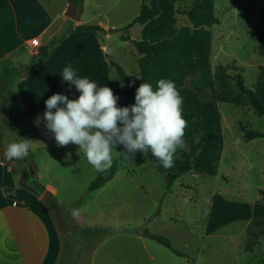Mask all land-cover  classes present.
Segmentation results:
<instances>
[{
  "label": "rangeland",
  "instance_id": "rangeland-1",
  "mask_svg": "<svg viewBox=\"0 0 264 264\" xmlns=\"http://www.w3.org/2000/svg\"><path fill=\"white\" fill-rule=\"evenodd\" d=\"M214 3V8L193 17V1L178 5L176 28L152 46L142 40L141 25L127 30L139 17L142 5L150 7L151 0H46L54 23L58 13L77 5L84 10L81 19L85 25L106 27L109 38L104 33L97 36L102 46H107L111 61L132 83L163 72L173 52L160 45H184L190 37L194 44L192 61L207 63L186 79L185 88L200 102L216 105L225 140L218 177L189 174L171 191L162 166L155 164L151 153L137 152L132 160H120L123 156L113 152V165L106 171L113 172V179L97 192H91V187L103 173L97 172L82 152L76 154L77 145L58 147L50 142L47 148L29 150L26 158H13L21 191L31 189L34 195L46 186L58 191L53 202L52 196L44 200L54 220L66 230L67 264H264V139L247 143L244 138V132L264 134V119L241 96L235 82L241 77L264 106V0ZM66 24L67 29L73 26L71 20ZM138 44H145L146 50L152 48L150 55L139 54ZM110 78L117 106L125 107L116 68H111ZM12 97H7V103L12 123L18 127L17 131L13 123V130L19 138L28 139L17 112L20 105ZM12 142L13 137H7L4 147ZM116 151H124L123 146L117 145ZM66 152L72 153L70 161L64 159ZM27 163L42 176L41 185L35 172V182L22 186ZM6 166L11 165L7 162ZM45 193L41 191L42 196ZM217 195L250 204L255 212L253 220L207 237L205 227ZM153 238L169 240L182 256L174 255Z\"/></svg>",
  "mask_w": 264,
  "mask_h": 264
},
{
  "label": "crops",
  "instance_id": "crops-1",
  "mask_svg": "<svg viewBox=\"0 0 264 264\" xmlns=\"http://www.w3.org/2000/svg\"><path fill=\"white\" fill-rule=\"evenodd\" d=\"M45 3L46 0H0V80L6 70L28 66L40 49L50 47L70 30L94 27L85 25L80 19V22L71 21L73 26L67 29L66 23L70 21L66 18L67 8L58 13V22L54 23ZM103 28L108 39L111 33ZM35 40L40 42L39 50L29 47ZM76 54L104 62L109 57L107 46H102L93 33L70 34L42 69L15 84L12 98L20 105L17 112L22 119V131L33 141L30 150L47 148L50 142H56L54 134L45 128V101L51 96L54 77ZM9 110L10 105L0 100V264H67L64 260L66 230L54 220L50 206L44 200L52 196L53 202L58 191L46 186L43 190L48 192L40 197L30 190L21 191L13 159L14 166H6L9 159L5 156V139L9 136L14 142L20 139L13 130ZM38 116L39 126L34 123ZM24 171L36 172L37 182L41 185L42 176L34 167L27 163Z\"/></svg>",
  "mask_w": 264,
  "mask_h": 264
},
{
  "label": "trees",
  "instance_id": "trees-1",
  "mask_svg": "<svg viewBox=\"0 0 264 264\" xmlns=\"http://www.w3.org/2000/svg\"><path fill=\"white\" fill-rule=\"evenodd\" d=\"M193 1L191 16L205 14L207 10L214 8V0H151L150 7L142 5L139 17L127 30L133 29L136 25H141L144 30L142 40L152 46L160 44V39L169 30L176 28L178 24L177 6L186 2ZM93 33L98 35L104 33L101 27H81L69 34ZM264 36V35H263ZM64 38L54 41L50 47L42 48L35 57L34 62L27 66H21L12 70H6L3 78L0 80V96L6 104L7 97L14 96L13 89L15 84L24 79L29 74L42 69L48 60L58 50L63 43ZM161 49H168L173 52V57L164 63L163 72L156 76H149L146 80L138 83H132L126 73L114 64L109 57L107 61H98L84 57L80 54L74 55L71 60L64 65L53 79V94H63L69 99H77L80 93L74 85L64 82L61 72L65 66L71 64L80 77H88L95 81L98 86H108L113 90L112 80L110 78L111 68H116L122 87L120 97L124 105L130 106L135 103L136 89L143 82L150 83L153 90L157 87V81L161 78L175 82L180 95L183 97L182 115L187 121L188 127L185 130L184 139L187 142V150L178 153L179 158L175 161V166L169 170H164L167 176V189L171 191L177 182L183 177L194 174L197 176H206L215 178L219 175L220 164L222 162L225 150V140L222 124V115L216 105L212 102H200L196 94L185 88V81L190 76L196 74L200 69L206 67V60L192 61L194 44L190 37L184 45L176 46L160 45ZM139 54L150 55L151 50H146L145 44H138ZM237 88L242 97L246 98L256 115L264 119V106L256 93L248 89L241 77L235 79ZM50 96V97H51ZM19 107V106H18ZM55 111V110H53ZM12 113V110H10ZM12 122L11 114H9ZM245 141L251 143L264 139V134L254 132H244ZM122 157L120 160H124ZM115 164V163H114ZM111 179L113 172L108 171L101 174L98 180L92 185L91 192H97ZM43 189L37 190L35 194L40 197ZM254 218V210L250 204L230 202L220 195L213 197L211 210L207 221L206 236L216 235L224 228L236 223H249ZM155 242L172 251L174 255H182L174 251L169 240L164 238H153Z\"/></svg>",
  "mask_w": 264,
  "mask_h": 264
},
{
  "label": "clouds",
  "instance_id": "clouds-1",
  "mask_svg": "<svg viewBox=\"0 0 264 264\" xmlns=\"http://www.w3.org/2000/svg\"><path fill=\"white\" fill-rule=\"evenodd\" d=\"M61 77L80 95L77 99L60 93L49 97L43 114L45 128L54 134L58 147L77 145L76 154L82 152L97 172L104 173L112 167L113 152L126 160L134 159L137 152L151 153L157 165L169 170L175 166L178 153L187 150L183 97L174 81L161 78L155 90L143 82L136 89L135 103L118 107V97L110 87L78 76L71 64L63 68ZM34 123L39 126V116ZM32 142L20 138L10 143L6 158H26ZM117 145H122L124 151H116ZM71 158L72 153L66 152L65 161Z\"/></svg>",
  "mask_w": 264,
  "mask_h": 264
},
{
  "label": "water",
  "instance_id": "water-1",
  "mask_svg": "<svg viewBox=\"0 0 264 264\" xmlns=\"http://www.w3.org/2000/svg\"><path fill=\"white\" fill-rule=\"evenodd\" d=\"M83 13H84L83 8L81 6L73 5L69 8L66 14V18L70 19L72 22H80V19ZM33 177H34V174H33Z\"/></svg>",
  "mask_w": 264,
  "mask_h": 264
},
{
  "label": "flooded vegetation",
  "instance_id": "flooded-vegetation-1",
  "mask_svg": "<svg viewBox=\"0 0 264 264\" xmlns=\"http://www.w3.org/2000/svg\"><path fill=\"white\" fill-rule=\"evenodd\" d=\"M35 180L33 179V174H31V173H24L23 174V179L21 180V184H22V186H24V184L27 186L28 183H29V181L35 182Z\"/></svg>",
  "mask_w": 264,
  "mask_h": 264
},
{
  "label": "built area",
  "instance_id": "built-area-1",
  "mask_svg": "<svg viewBox=\"0 0 264 264\" xmlns=\"http://www.w3.org/2000/svg\"><path fill=\"white\" fill-rule=\"evenodd\" d=\"M29 47L32 50H39L41 48V45H40V42L38 40H35V41L31 42ZM8 162H9V165L14 166V164L11 162V160H8Z\"/></svg>",
  "mask_w": 264,
  "mask_h": 264
}]
</instances>
